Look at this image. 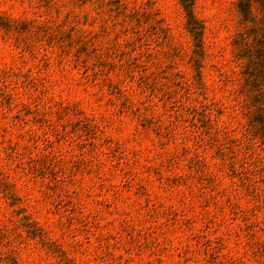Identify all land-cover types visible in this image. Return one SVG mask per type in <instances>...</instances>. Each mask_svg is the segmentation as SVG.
Listing matches in <instances>:
<instances>
[{
	"label": "rangeland",
	"instance_id": "rangeland-1",
	"mask_svg": "<svg viewBox=\"0 0 264 264\" xmlns=\"http://www.w3.org/2000/svg\"><path fill=\"white\" fill-rule=\"evenodd\" d=\"M237 1L0 0V264H264Z\"/></svg>",
	"mask_w": 264,
	"mask_h": 264
},
{
	"label": "trees",
	"instance_id": "trees-1",
	"mask_svg": "<svg viewBox=\"0 0 264 264\" xmlns=\"http://www.w3.org/2000/svg\"><path fill=\"white\" fill-rule=\"evenodd\" d=\"M237 9L238 13L240 14V24L245 29L244 32L240 35V39L245 41V39L252 35L257 36L260 33V36L257 37L255 44L252 45H245L239 40V44H243L244 47H247L248 55L247 57L250 58L248 61L253 62V60L258 63V68L261 74L262 81L264 83V0H238L237 1ZM253 6H256L253 7ZM260 9L262 11L261 21L257 18V14L255 13L256 10ZM261 14L259 13V16ZM261 22L263 23V29L261 27ZM251 24L250 27H247V24ZM261 29L263 31V37L261 40ZM263 44V45H262ZM252 47V48H250ZM239 57H244L245 52L243 54H238ZM255 58V59H254ZM264 87V84H263ZM258 114L256 118L258 119V123L261 126V133L264 135V119H263V112L262 109L260 110L257 108Z\"/></svg>",
	"mask_w": 264,
	"mask_h": 264
}]
</instances>
